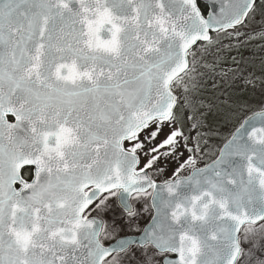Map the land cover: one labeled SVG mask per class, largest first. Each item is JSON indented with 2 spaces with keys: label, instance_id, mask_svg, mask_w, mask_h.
Wrapping results in <instances>:
<instances>
[{
  "label": "snow or ice",
  "instance_id": "1",
  "mask_svg": "<svg viewBox=\"0 0 264 264\" xmlns=\"http://www.w3.org/2000/svg\"><path fill=\"white\" fill-rule=\"evenodd\" d=\"M252 41L264 0H0V264H264Z\"/></svg>",
  "mask_w": 264,
  "mask_h": 264
},
{
  "label": "rangeland",
  "instance_id": "2",
  "mask_svg": "<svg viewBox=\"0 0 264 264\" xmlns=\"http://www.w3.org/2000/svg\"><path fill=\"white\" fill-rule=\"evenodd\" d=\"M257 30L259 29V24H255ZM264 43L261 41H252L248 44L246 48H243L237 52L231 53V55H236L238 59L243 57L242 67L246 68L247 71H256V74L259 75L260 69V61L264 59V48L260 47V45ZM232 66V65H230ZM226 91L231 97L236 100H240L242 102L246 101L248 104L247 110L238 109L235 116H233L228 121H220L217 125L220 131V136L213 141L215 145H222L224 138L227 137L228 133L234 130V127L238 125L239 122L243 120L246 115H249L251 110L255 108V106L260 102L262 99L259 89L255 92L251 89H244L241 82L237 81V84L234 85L232 88H225ZM208 162V161H205ZM110 215L114 216L115 218L119 219V213H110ZM147 218V214H145V219ZM145 220L139 221L140 227H143ZM138 232L135 229V226L128 227L126 224L123 225V231L119 233L120 236L124 235H135Z\"/></svg>",
  "mask_w": 264,
  "mask_h": 264
},
{
  "label": "water",
  "instance_id": "3",
  "mask_svg": "<svg viewBox=\"0 0 264 264\" xmlns=\"http://www.w3.org/2000/svg\"><path fill=\"white\" fill-rule=\"evenodd\" d=\"M201 2L203 3V4H208L209 3V0H201ZM11 117V116H10ZM13 119H14V117H12ZM14 122V121H13ZM139 235V233L138 234H135V235H126L127 237H131V238H136L137 236Z\"/></svg>",
  "mask_w": 264,
  "mask_h": 264
}]
</instances>
